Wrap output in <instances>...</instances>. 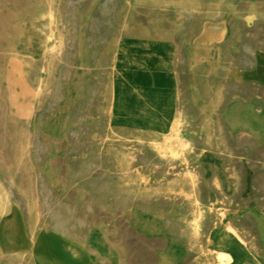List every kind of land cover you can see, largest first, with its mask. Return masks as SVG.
<instances>
[{
	"label": "rangeland",
	"instance_id": "obj_1",
	"mask_svg": "<svg viewBox=\"0 0 264 264\" xmlns=\"http://www.w3.org/2000/svg\"><path fill=\"white\" fill-rule=\"evenodd\" d=\"M263 16L264 0H0V264H39L41 233L69 264H220L230 241L264 263ZM117 90L135 107L115 116Z\"/></svg>",
	"mask_w": 264,
	"mask_h": 264
},
{
	"label": "bare ground",
	"instance_id": "obj_2",
	"mask_svg": "<svg viewBox=\"0 0 264 264\" xmlns=\"http://www.w3.org/2000/svg\"><path fill=\"white\" fill-rule=\"evenodd\" d=\"M70 1V0H69ZM78 1V0H77ZM103 1V0H102ZM110 1V0H109ZM112 1H114V0H112ZM117 1V0H116ZM93 2H94V0H93ZM99 2V1H98ZM105 2V1H104ZM117 3V2H116ZM77 4V3H76ZM75 4V5H76ZM104 4H106V2L104 3ZM108 4V3H107ZM107 4H106V6H107ZM251 4V3H250ZM67 5V4H66ZM70 5V4H69ZM74 5V4H73ZM97 5V4H96ZM99 5V4H98ZM78 6V5H77ZM82 6V5H81ZM86 6V5H85ZM104 6V5H103ZM110 6V5H109ZM252 6H253V4H252ZM69 7V6H68ZM87 7V6H86ZM98 7V6H97ZM100 7V6H99ZM108 7V6H107ZM111 7V6H110ZM88 8H89V6H88ZM102 8V7H101ZM104 8H105V6H104ZM243 8V7H242ZM69 9V8H68ZM99 9V8H98ZM113 9H115V8H113ZM140 9V8H139ZM144 10V9H143ZM71 11H73V10H71ZM99 11V10H98ZM104 11V10H103ZM146 11V10H145ZM113 12V11H112ZM109 13H111V12H109ZM108 13V14H109ZM140 13H141V11H140ZM143 13V12H142ZM147 12H145L144 14H146ZM95 14H96V12H95ZM103 14H105V13H102V15ZM184 14H186V12L184 13ZM50 15H51V13H50ZM97 15V14H96ZM102 15L100 16V17H102ZM93 16V15H92ZM106 16V15H105ZM114 16H115V14H114ZM91 17V16H90ZM134 17V16H133ZM189 18H190V16H188ZM264 17V16H263ZM74 19V18H73ZM98 19V18H97ZM108 19V18H107ZM188 19V18H187ZM1 20V19H0ZM89 20H91V19H89ZM88 20V21H89ZM103 21V20H102ZM101 21V22H102ZM115 21H116V19H115ZM121 21H122V19H121ZM92 22V21H91ZM95 22V21H94ZM118 22V21H117ZM142 22V21H141ZM186 22H188L187 20H186ZM71 23V22H70ZM98 23V22H97ZM96 23V25H98ZM103 23V22H102ZM108 23V22H107ZM109 24V23H108ZM116 24V23H115ZM131 24V23H130ZM74 25V24H73ZM88 25V24H87ZM102 25V24H101ZM110 25V24H109ZM129 25V24H128ZM92 26V25H91ZM106 26V25H105ZM104 26V27H105ZM112 26V25H111ZM110 26V27H111ZM166 26V25H165ZM169 26V25H168ZM72 27V26H71ZM90 27V26H89ZM97 27H99V26H97ZM256 27H258V26H256ZM11 28V27H10ZM101 28V27H100ZM99 28V29H100ZM239 28V27H238ZM259 28H260V26H259ZM87 29V28H86ZM102 29V28H101ZM109 29H111V28H109ZM86 31V30H85ZM88 31V30H87ZM101 31V30H100ZM107 31V30H106ZM110 32V31H109ZM99 33V32H98ZM104 33H105V30H104ZM107 33V32H106ZM95 34V33H94ZM252 34H253V32H252ZM87 35V34H86ZM89 35V34H88ZM87 35V36H88ZM102 35H103V33H102ZM117 35V34H116ZM96 36H98V35H96ZM106 36H108V35H106ZM105 36V37H106ZM99 37V36H98ZM104 37V36H103ZM110 37V36H109ZM108 37V38H109ZM107 38V39H108ZM111 38V37H110ZM209 38V37H208ZM87 39V38H86ZM85 39V40H86ZM89 39V38H88ZM91 39V38H90ZM100 39V38H99ZM106 39V38H105ZM104 39V40H105ZM97 40V39H96ZM103 40V39H102ZM115 40V39H114ZM173 40V39H172ZM260 40V39H259ZM88 41V40H87ZM91 41V40H90ZM89 41V42H90ZM98 41V40H97ZM221 41V40H220ZM89 42H85L86 44H89ZM95 42V41H94ZM111 42V41H110ZM217 42V41H216ZM98 43V42H97ZM175 43H176V41H175ZM96 44V43H95ZM241 44V43H240ZM248 44V43H247ZM253 44H254V42H253ZM91 45V44H90ZM89 45V46H90ZM101 45V44H100ZM88 47V46H87ZM72 49V48H71ZM98 49H99V47H98ZM102 49H100V51H101ZM205 50V49H204ZM72 51V50H71ZM247 52V51H246ZM245 52V53H246ZM69 53V52H68ZM240 53V52H239ZM249 53V52H248ZM206 54V53H205ZM237 54V53H236ZM244 54V53H243ZM184 55V54H183ZM193 55V54H192ZM178 56V55H177ZM239 56V55H238ZM251 56V55H250ZM193 57V56H192ZM241 57V56H240ZM243 57V56H242ZM245 57V56H244ZM249 57V56H248ZM103 58V57H102ZM179 59H180V57H179ZM249 59V58H248ZM105 60H106V58H105ZM104 60V61H105ZM92 61H93V59H92ZM103 61V62H104ZM238 61V60H237ZM236 61V62H237ZM91 62V61H90ZM89 62V63H90ZM170 62V61H169ZM172 62V61H171ZM233 62V61H232ZM249 62V61H248ZM10 63H12V62H10ZM241 63V62H240ZM245 63V62H244ZM178 64V63H177ZM65 65V64H64ZM63 65V66H64ZM173 65V64H172ZM180 65H183V64H180ZM236 66H238V65H236ZM241 66V65H240ZM233 67V66H232ZM231 67V68H232ZM228 68V67H227ZM243 68V67H242ZM241 68V69H242ZM230 69V68H229ZM237 69V68H236ZM63 71H65V69L63 70ZM186 71V70H185ZM230 71V70H229ZM240 71V70H239ZM233 72H234V70H233ZM235 73V72H234ZM234 73H232V74H234ZM115 76V75H114ZM232 77V76H231ZM236 77V76H235ZM235 77H233V78H235ZM232 78V79H233ZM101 79V78H100ZM208 79H209V77H208ZM228 79V78H227ZM226 79V80H227ZM230 79V78H229ZM228 79V80H229ZM241 79V78H240ZM96 81V80H95ZM175 81V80H174ZM97 82V81H96ZM222 82V81H221ZM227 82V81H226ZM229 82V81H228ZM227 82V83H228ZM174 83V82H173ZM243 83V82H242ZM96 84V83H95ZM225 84V83H224ZM236 84V83H235ZM249 84V83H248ZM247 84V85H248ZM253 84V83H252ZM231 85V84H230ZM59 86V85H58ZM250 86V85H249ZM89 87V86H88ZM227 87V86H226ZM241 87H242V85H241ZM241 87H239V88H241ZM96 88V87H95ZM177 88V87H176ZM232 88V87H231ZM246 88V87H245ZM251 88V87H250ZM249 88V89H250ZM97 89V88H96ZM243 89H244V87H243ZM86 90V89H85ZM95 90V89H94ZM226 90V89H225ZM229 90V89H228ZM251 90V89H250ZM87 91V90H86ZM187 91V90H186ZM227 91V90H226ZM230 91V90H229ZM232 91V90H231ZM237 91V90H236ZM246 91V90H245ZM90 92H92L91 90H90ZM240 92V91H239ZM175 93V92H174ZM228 93V92H227ZM240 93H242V91L240 92ZM248 93V92H247ZM93 94H94V92H93ZM182 94V93H181ZM230 94V93H229ZM176 95V94H175ZM183 95V94H182ZM239 95H241V94H239ZM243 95V94H242ZM188 96V95H187ZM245 96V95H244ZM248 96V95H247ZM184 97V96H183ZM229 97V96H228ZM227 99V98H226ZM229 99V98H228ZM101 100V99H100ZM2 101V100H1ZM176 101V100H175ZM174 101V102H175ZM224 101H226V100H224ZM231 101V100H230ZM86 102V101H85ZM53 103V102H52ZM90 103V102H89ZM223 103V102H222ZM226 103V102H225ZM83 104V103H82ZM134 104V105H133ZM75 105H76V103H75ZM80 106H81V104H79ZM173 105H174V103H173ZM191 105V104H190ZM223 105V104H222ZM90 106H92V105H90ZM189 106V105H188ZM1 107H3V106H1ZM77 107V106H76ZM84 107V106H83ZM94 107V106H93ZM135 107V102L133 101V99H131L130 97H129V95L124 91V90H117L116 92H115V94H114V97H113V103H112V109H113V112H114V114H115V116H118V115H124V114H126V113H128L131 109H133ZM186 107H187V105H186ZM190 107H192V106H190ZM220 107H222V106H220ZM225 107V106H224ZM44 108H46V107H44ZM180 108V107H179ZM223 108V107H222ZM43 109V108H42ZM91 109V108H90ZM177 109V108H176ZM181 109V108H180ZM184 109H185V107H184ZM224 109V108H223ZM48 110V109H47ZM191 110V109H190ZM27 111H29V110H27ZM27 111H25V112H27ZM45 111V110H44ZM96 111V110H95ZM177 111H178V109H177ZM52 112V111H51ZM109 112V111H108ZM190 112V111H189ZM194 112V111H193ZM216 112V111H215ZM45 113V112H44ZM47 113V112H46ZM49 113V112H48ZM92 113L94 114V112L92 111ZM191 113V112H190ZM30 114V113H29ZM97 114V113H96ZM192 114V113H191ZM194 114V113H193ZM74 115V114H73ZM77 115V114H76ZM75 116V115H74ZM82 116V115H81ZM26 117V116H25ZM27 118V117H26ZM81 118V117H80ZM191 118V117H190ZM43 119V118H42ZM73 119H74V117H73ZM82 119V118H81ZM84 126V125H83ZM86 126V125H85ZM84 126V127H85ZM167 128L168 129H172V130H178L179 129V119H175V121L174 122H172V124L170 125H167ZM78 131H80V130H78ZM72 132V131H71ZM28 133V132H27ZM69 133V132H68ZM86 133V132H85ZM75 134V133H74ZM80 134V133H79ZM144 134H146V133H144ZM42 135V134H41ZM72 135V134H71ZM79 137H80V135H79ZM84 137V136H83ZM130 137V136H129ZM36 138V137H35ZM70 139H71V137H70ZM73 139H75V138H73ZM77 139V138H76ZM87 139V138H86ZM196 140H197V138H196ZM33 141H34V139H33ZM47 141V140H46ZM63 141V140H62ZM75 141V140H74ZM194 141V140H193ZM34 142H36V141H34ZM83 143V142H82ZM3 144V143H2ZM34 144V143H33ZM61 144V143H60ZM63 144V143H62ZM90 144V143H89ZM196 144H197V142H196ZM5 145V144H4ZM36 145V144H35ZM38 145H39V143H38ZM58 145V144H57ZM77 145V144H76ZM40 146V145H39ZM61 146V145H60ZM42 147V146H41ZM44 147V146H43ZM75 148H76V146H74ZM81 147H83V146H81ZM104 147H105V145H104ZM231 147H233V146H231ZM33 148V147H32ZM69 150V149H68ZM72 150V149H71ZM40 151V150H39ZM43 151V150H42ZM41 151V152H42ZM85 151V150H84ZM32 152H34V151H32ZM73 152V151H72ZM170 152V151H169ZM235 152H237V151H235ZM40 153V152H39ZM69 153V152H68ZM234 153V152H233ZM35 154V153H34ZM34 154H32V155H34ZM40 154H42V153H40ZM35 156H37L36 154H35ZM34 156V157H35ZM105 157V156H104ZM104 157H103V159H104ZM37 158V157H36ZM147 158V157H146ZM34 159V158H33ZM139 159V158H138ZM145 160V159H144ZM37 161V160H36ZM64 161V160H63ZM52 162V161H51ZM145 162V161H144ZM79 163V162H78ZM133 163V162H132ZM55 164V163H54ZM57 164H58V162H57ZM57 164H55V165H57ZM91 164V163H90ZM172 164H174L173 162H172ZM78 165V164H77ZM54 166V165H53ZM237 166V165H236ZM58 167V166H57ZM90 167V166H89ZM144 167V166H143ZM64 169V168H63ZM238 169V168H237ZM147 170V169H146ZM151 170V169H150ZM62 171V170H61ZM64 171V170H63ZM173 171H175V169L173 170ZM202 172V171H201ZM197 174V173H196ZM40 179V178H39ZM202 183V182H201ZM5 185V184H4ZM36 185H38V184H36ZM41 185V184H40ZM5 187H6V185H5ZM36 187V186H35ZM37 188V187H36ZM7 189V188H6ZM8 190H10V189H8ZM38 190V189H37ZM48 190V189H47ZM11 191V190H10ZM9 191V192H10ZM74 191V190H73ZM41 192V191H40ZM48 193H49V191H48ZM73 193V192H72ZM15 194V193H14ZM43 194V193H42ZM13 195V194H12ZM44 195V194H43ZM46 195V194H45ZM70 196V195H69ZM18 197V196H17ZM47 198V197H46ZM204 198V197H203ZM12 199V198H11ZM19 199V198H18ZM17 199V200H18ZM42 199H44V197L42 198ZM161 199V198H160ZM72 200V199H71ZM89 200V199H88ZM159 200V199H158ZM180 200V199H179ZM20 201V200H19ZM18 201V202H19ZM40 201H41V199H40ZM159 201H161V200H159ZM21 202V201H20ZM47 202V201H46ZM160 203V202H159ZM167 203V202H166ZM165 203V204H166ZM169 204L171 203L170 201L168 202ZM49 204V203H48ZM80 204V203H79ZM16 205H17V203H16ZM21 206V205H20ZM19 206V208H21ZM43 206H44V204H43ZM110 206V205H109ZM18 207V206H17ZM78 207V206H77ZM13 208V207H12ZM16 208V207H15ZM94 209H96V208H94ZM15 210V209H14ZM54 210V209H53ZM47 211V210H46ZM206 211V210H205ZM43 212V211H42ZM95 212H97V211H95ZM231 214V213H230ZM12 214H10V216H11ZM15 215H16V213H15ZM25 215V214H24ZM145 215V214H144ZM132 217H133V215H131ZM52 217V216H51ZM89 217V216H88ZM105 217V216H104ZM108 217V216H107ZM128 217V216H127ZM249 217V216H248ZM15 218V217H14ZM130 218V217H129ZM228 218V217H227ZM117 219H119V218H117ZM16 220V219H15ZM26 220V219H25ZM68 220V219H67ZM158 220V219H157ZM10 221V220H9ZM8 221V222H9ZM14 221V220H13ZM245 221V220H244ZM19 222V221H18ZM22 222V221H21ZM60 222V221H59ZM106 222V221H105ZM104 222V223H105ZM128 222H129V219H128ZM246 222V221H245ZM6 223H7V221H6ZM26 223V222H25ZM57 223V222H56ZM61 223V222H60ZM117 223H118V221H117ZM120 223V222H119ZM157 223V222H156ZM239 223V222H238ZM247 223V222H246ZM12 224V223H11ZM62 224H64V222L62 223ZM116 224V223H115ZM128 224V223H127ZM242 224H245V223H242ZM23 225V224H22ZM55 225V224H54ZM54 225H52V226H54ZM124 225V224H123ZM5 226H6V224H5ZM4 226V227H5ZM56 226V225H55ZM127 226V225H126ZM11 227H12V225H11ZM23 227V226H22ZM27 227V226H26ZM70 227V226H69ZM72 227V226H71ZM123 227V226H122ZM163 227V226H162ZM161 227V228H162ZM8 228V227H7ZM20 228V227H19ZM60 228V227H59ZM63 228V227H62ZM119 228V227H118ZM251 228V227H250ZM13 229V228H12ZM52 229V228H51ZM56 229V228H55ZM121 229H123V228H121ZM10 230V229H9ZM54 230V229H53ZM61 230V229H60ZM144 230V229H143ZM142 230V231H143ZM164 230V229H163ZM12 231V230H11ZM18 231V230H17ZM67 231V230H66ZM10 232V231H9ZM13 232V231H12ZM11 232V233H12ZM24 232V231H23ZM56 232V231H55ZM120 232V231H119ZM123 232V231H122ZM11 233H9V234H11ZM14 233V232H13ZM65 233H67V232H65ZM2 234H4V233H2ZM62 234V233H61ZM60 234V235H61ZM125 234V233H124ZM5 235V234H4ZM3 235V236H4ZM20 235H22V234H20ZM12 236V235H11ZM17 236H19V233L18 234H15V237H17ZM32 236V235H31ZM66 236V235H65ZM179 236V235H178ZM13 237H14V235H13ZM22 237V236H21ZM20 237V238H21ZM24 238V237H23ZM22 238V239H23ZM179 238V237H178ZM88 239V238H87ZM156 239V238H155ZM164 239V238H163ZM29 240V239H28ZM31 240H32V243H34L35 241H34V239H33V236L31 237ZM17 242V241H16ZM23 242V241H22ZM86 242V241H85ZM126 243V242H125ZM175 244V243H174ZM179 244V243H178ZM4 245V244H3ZM19 245V244H18ZM16 246V245H15ZM151 246V245H150ZM179 246V245H178ZM10 247V246H9ZM126 247H128V246H126ZM6 248V247H5ZM4 248V249H5ZM243 248V247H242ZM18 249V248H17ZM74 249V248H73ZM245 249V248H244ZM16 250V249H15ZM133 250V249H132ZM76 251V250H75ZM155 251V250H154ZM134 252L136 253V251L134 250ZM150 252V251H149ZM148 252V253H149ZM214 252L216 253V258H217V260L219 261V263L220 264H264L263 263V261H258V260H255V261H253V260H250V261H245V260H243L242 259V256H241V254H240V246H239V244L237 243V242H232V241H230V242H225V243H222V244H220V245H216V247L214 248ZM138 253V252H137ZM146 253V252H145ZM77 254V253H76ZM140 254V253H139ZM149 255V254H148ZM157 255V254H156ZM143 256V255H142ZM145 256V255H144ZM140 257V256H139ZM154 257V256H153ZM152 257V258H153ZM148 259H150V258H148ZM141 260H142V258H141ZM20 261V260H19ZM91 261V260H90ZM95 261V260H94ZM145 261V260H144ZM146 261H148V260H146ZM156 261V260H155ZM100 262V261H99ZM145 263V262H144ZM154 263V262H153ZM160 264H165V260H161V262H160Z\"/></svg>",
	"mask_w": 264,
	"mask_h": 264
},
{
	"label": "crops",
	"instance_id": "obj_3",
	"mask_svg": "<svg viewBox=\"0 0 264 264\" xmlns=\"http://www.w3.org/2000/svg\"><path fill=\"white\" fill-rule=\"evenodd\" d=\"M33 239L35 242L32 243V249L38 255L37 261L39 264H69L65 256L77 252L71 245H68L69 243L56 239L47 233H41L37 238L33 236ZM96 253L100 257L109 258L114 256L116 250L113 243H104L102 246L96 247Z\"/></svg>",
	"mask_w": 264,
	"mask_h": 264
},
{
	"label": "clouds",
	"instance_id": "obj_4",
	"mask_svg": "<svg viewBox=\"0 0 264 264\" xmlns=\"http://www.w3.org/2000/svg\"><path fill=\"white\" fill-rule=\"evenodd\" d=\"M256 16L255 14H250L249 16H246L244 19H245V23L251 27L252 26V23L256 20Z\"/></svg>",
	"mask_w": 264,
	"mask_h": 264
}]
</instances>
